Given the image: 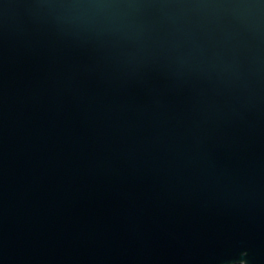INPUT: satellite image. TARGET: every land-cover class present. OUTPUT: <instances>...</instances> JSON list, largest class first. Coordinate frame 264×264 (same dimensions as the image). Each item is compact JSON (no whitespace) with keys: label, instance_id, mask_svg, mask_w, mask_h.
I'll list each match as a JSON object with an SVG mask.
<instances>
[{"label":"water","instance_id":"95a60500","mask_svg":"<svg viewBox=\"0 0 264 264\" xmlns=\"http://www.w3.org/2000/svg\"><path fill=\"white\" fill-rule=\"evenodd\" d=\"M0 264H264V0H0Z\"/></svg>","mask_w":264,"mask_h":264}]
</instances>
